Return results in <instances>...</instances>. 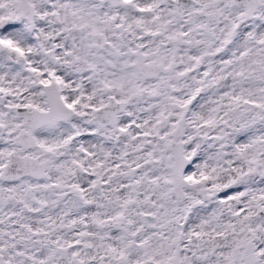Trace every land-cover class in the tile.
Masks as SVG:
<instances>
[{
	"label": "snow or ice",
	"instance_id": "6c2138e0",
	"mask_svg": "<svg viewBox=\"0 0 264 264\" xmlns=\"http://www.w3.org/2000/svg\"><path fill=\"white\" fill-rule=\"evenodd\" d=\"M0 264H264V0H0Z\"/></svg>",
	"mask_w": 264,
	"mask_h": 264
}]
</instances>
